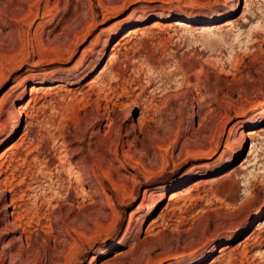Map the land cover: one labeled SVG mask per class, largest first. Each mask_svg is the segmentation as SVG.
Returning <instances> with one entry per match:
<instances>
[{
    "label": "rangeland",
    "instance_id": "374dc122",
    "mask_svg": "<svg viewBox=\"0 0 264 264\" xmlns=\"http://www.w3.org/2000/svg\"><path fill=\"white\" fill-rule=\"evenodd\" d=\"M2 129L0 264H264V0H0Z\"/></svg>",
    "mask_w": 264,
    "mask_h": 264
},
{
    "label": "bare ground",
    "instance_id": "6f19581e",
    "mask_svg": "<svg viewBox=\"0 0 264 264\" xmlns=\"http://www.w3.org/2000/svg\"><path fill=\"white\" fill-rule=\"evenodd\" d=\"M170 5V4H169ZM223 7V4L221 2H215L213 4H209L207 7H204L206 10L208 11H215L217 7L221 6ZM195 6L194 5H189V6H177V5H172L170 8H173V10L175 11L176 9L179 10L181 13H188V11L192 8H194ZM162 8V7H160ZM146 10V9H145ZM204 10V9H203ZM191 11V10H190ZM155 12V11H154ZM196 12V11H195ZM136 14V11H131L129 12L126 16H123V17H120L118 18L117 20H115L116 22L113 23L112 25V32L113 34H115V32H117L119 30V28L124 25L129 19H131L133 16H135ZM88 67V66H87ZM57 81H61V79L59 78V80L57 79ZM255 113H252V114H248L247 116H245V118L243 120H246L247 122H251V121H254L255 120ZM17 121V120H16ZM8 129V128H7ZM8 136L9 135V132L6 130V129H2L0 131V143L1 141H3V139L5 138L4 136ZM245 146V142H242L240 144V146L232 149V153L233 154H237L240 152V150H242ZM64 155V154H63ZM61 156V155H60ZM67 156V155H66ZM225 158V157H224ZM223 156H220L218 158H216L215 160H212V161H207V162H204L202 165H204L205 167H212L214 165H217V164H220L222 162H224ZM65 162V161H64ZM66 163V162H65ZM194 167L196 166H191L189 168V170H193ZM68 171L70 172H74L75 171V167L72 165V164H69L68 165V168H67ZM78 172V171H77ZM186 173V172H185ZM189 173V171L187 172ZM3 174V171H0V176ZM81 192V191H80ZM6 208V207H5ZM8 211H10L11 208L8 207Z\"/></svg>",
    "mask_w": 264,
    "mask_h": 264
}]
</instances>
